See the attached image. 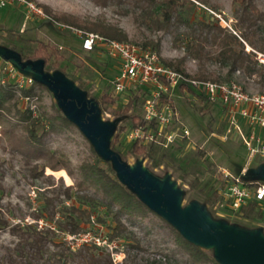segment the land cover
I'll return each instance as SVG.
<instances>
[{
	"label": "trees",
	"instance_id": "16d2710c",
	"mask_svg": "<svg viewBox=\"0 0 264 264\" xmlns=\"http://www.w3.org/2000/svg\"><path fill=\"white\" fill-rule=\"evenodd\" d=\"M92 1L106 6L111 2L121 4L128 0ZM129 2L140 9L139 15L142 20L154 25L157 29L169 31L172 26L177 27L181 24L186 26L183 30L184 36L179 34L174 38V42L178 41V45L185 49V54L174 59L162 58L166 64L187 72L184 65L187 56L199 60L212 59L222 66H228L225 76H221L214 70L209 72L199 70L194 75L199 78L232 80L237 79L234 73L239 69L242 74L253 78L259 84V90L264 92V70L254 57V53L246 50V43H248L264 52V35L261 32L264 10L258 7L255 0H233L236 20L232 26L237 33L222 25L212 13V19L192 17L190 12L186 15L189 6L196 5L193 0H129ZM38 5L53 22L61 21L76 25L86 30L98 31L110 38L133 41L142 46L151 45L152 48L160 51L159 40L147 39L138 42L136 39H130L127 32L116 23L93 20L83 24L74 15L54 14L47 5L43 3ZM90 51L98 52V50ZM28 56L30 59L41 61L49 68L56 69H62L61 62L65 58L57 45L42 39L37 40L36 47ZM4 57L8 58V56ZM37 83L40 84L41 80L34 79V84L22 89L19 94L11 80L6 83L0 80V133H7L9 130L2 127L1 122L4 120L11 122L10 125L13 124L12 117H15L16 121H23L27 130L25 141H23L24 148L30 154L41 156L44 153L42 147L32 146V143L45 134L47 131L45 124L30 105L25 107L20 105L22 95L38 97L35 91ZM145 94L146 91L141 88L132 89L128 101L117 111L121 117L128 115L130 124L119 127L113 137L114 144L120 142L121 133L128 128L138 125H156L154 120L148 121L143 116L142 102ZM190 94L200 102L220 105L210 102L206 96L197 93L194 89H190ZM163 98L176 107L174 95H164ZM99 99L106 104L115 103L117 96L110 92H103ZM138 105L141 107L136 110ZM181 139L189 138H178L167 146L154 141L127 140L129 144L126 151L137 157L152 156L156 147L168 149ZM242 143L246 147L243 139ZM203 148V146L197 147L195 154L202 157L205 153ZM229 148L235 150L234 146L229 145ZM91 149L94 157L84 161L80 166L82 179L78 182V191L74 189V184H65L62 177L56 182L52 174H45V165L41 166L36 162L29 168L31 176L42 177L45 183L42 189L43 201L37 207H34L28 197L24 207L2 201L5 195V188L1 181L4 172L2 169V174L0 172V231H8L13 239L9 244H0V264H115L110 251L100 245L84 242L73 248L72 240L66 238L68 233H78L93 226L92 215H96V222L106 226V234L110 239L116 238L123 241L126 256L122 264H264V238L259 236V232L242 235L234 228H229L225 222L218 221L216 208L222 201L221 190L227 181L222 171L219 172L222 175L221 183L216 187L210 186L211 193L205 192V185L197 187L202 198L181 205L177 202L179 191L168 182H165L162 187L155 184L140 163L135 168H131L127 162H124L122 167H117L108 156L97 153L93 145ZM115 152L120 153L118 149H115ZM258 155L260 154H256L248 161L247 154L246 158H243V164L234 165L237 168L235 174H239L244 165L247 166L242 174L246 183L263 182L255 177H249L247 173L251 160ZM48 166L52 170H58L66 167V164L62 159H58L50 162ZM189 184L195 186L194 181H189ZM149 196H153L154 200H149ZM67 200L72 201L66 203ZM208 204L212 206V211H206ZM97 207L105 208V215L99 214ZM254 208H257L256 211ZM263 210V205L253 201L245 205L239 214L243 218L261 217ZM28 215L34 221H26L25 218ZM108 215L111 216V221L105 219ZM149 216L171 234L175 245L171 253L174 259L171 255L158 256L157 253L139 257L143 248L140 238L130 228L129 221H139ZM41 218L48 224L40 226L38 220ZM13 219H20V221ZM177 254L181 256L180 261L176 257Z\"/></svg>",
	"mask_w": 264,
	"mask_h": 264
},
{
	"label": "rangeland",
	"instance_id": "374dc122",
	"mask_svg": "<svg viewBox=\"0 0 264 264\" xmlns=\"http://www.w3.org/2000/svg\"><path fill=\"white\" fill-rule=\"evenodd\" d=\"M33 1L47 5L54 14L74 15L83 24L93 20L116 23L127 32L130 39L138 42L147 39L159 40V53L163 59H174L185 54V49L178 45L179 42H174L177 35L184 36V24L172 26L169 31L157 29L142 20L140 9L135 8L129 0L121 4L111 2L106 6L98 5L92 0ZM193 1L197 6L190 5L186 15L190 12L192 17L212 19L211 13L217 12L222 15L219 20L225 26L227 23L232 25L236 20L233 0ZM255 2L264 10V0ZM65 24L67 23L61 21L53 22L46 14L29 12L21 4L0 6V53L3 56L0 55L3 58L8 56L7 59L15 62L21 70L32 75L35 80H41L40 84H35L38 97L33 102L36 105V114L41 117L47 130L39 140L32 143V146L42 147L44 151L38 156L28 153L24 148L23 141L27 130L23 121H16L12 117L11 125L8 120L1 122L3 128L9 129L7 133H0V172L2 174L4 169L1 181L5 188L3 202L9 201L13 205L24 207L28 197L34 207L42 203L44 180L42 177L31 176L29 172V168L36 162L41 166L45 165V174H52L56 182L62 177L65 184H74V189L78 191V182L82 179L80 166L94 157L91 145L97 153L108 156L114 166L122 167L127 162L131 168H135L140 163L155 184L160 187L165 182L172 184L179 191L177 202L181 205L202 198L197 187L205 185V192L211 193L210 186H219L222 177L219 172L222 167L234 173L237 170L234 165L243 164V158L248 151L226 109L220 105L200 102L195 96L190 93L185 95L180 89H176L174 93L176 108L180 120L193 131L191 140L181 139L168 149L156 147L152 156L137 157L126 151L129 143L125 134L128 128L121 133L120 142L114 144L113 137L119 127L130 124L129 116L121 117L117 111L123 108L131 92H111V80L118 72L119 62L108 54L84 50L79 37ZM261 32L264 35V21L261 23ZM38 39L57 45L64 53L62 69L49 68L41 61L29 58L28 55L33 52ZM184 65L186 71L192 74L199 70H214L225 76L228 71V66H222L218 61L199 60L192 56H187ZM234 77L247 90L260 92L259 84L253 78L241 72H235ZM103 92L117 96V101L103 103L99 99ZM20 102L21 106H26L22 98ZM140 107L138 105L135 109L139 110ZM238 121L246 129L244 120L238 117ZM229 145L234 146L235 150L230 149ZM196 146L204 147L202 150L205 153L202 157L195 154ZM115 149L120 153L117 154ZM58 159H62L66 167L52 170L48 164ZM263 171L264 156L258 155L251 160L247 173L251 178L264 181ZM189 181H194L195 186L190 185ZM148 199L154 200V197L149 196ZM71 201L67 200L66 203ZM211 207L206 205V211H212ZM216 209L218 221L225 222L229 228H234L242 235L259 232V236L264 238V210L261 217L243 218L239 212L220 206ZM255 209L257 208L254 211ZM96 210L105 215V208L97 207ZM27 217L31 218L29 215ZM150 217L129 221L130 228L140 238L143 248L139 257L157 253L158 256L171 255L174 259L171 253L175 245L171 234ZM105 219L111 221V216L108 215ZM93 229L106 232V226L100 223H95ZM11 239L13 237L8 231H0V244H9ZM176 257L180 261L181 256L177 254Z\"/></svg>",
	"mask_w": 264,
	"mask_h": 264
},
{
	"label": "built area",
	"instance_id": "2783aa9c",
	"mask_svg": "<svg viewBox=\"0 0 264 264\" xmlns=\"http://www.w3.org/2000/svg\"><path fill=\"white\" fill-rule=\"evenodd\" d=\"M11 3L24 5L29 12L35 14H46L44 9L33 0H0V6ZM214 14L218 19L222 18L220 13L214 12ZM65 26L79 37L83 49L98 50L118 60V72L111 80L112 93L131 92L134 88L146 91L142 102L143 116L148 121L154 120L156 125H138L129 128L125 134L129 141L139 139L167 146L178 138L187 137L191 140L190 128L180 120L177 108L170 101L164 100L163 96H173L176 89H180L187 95L190 89H194L197 93L206 96L210 102L220 104L223 109H226L231 123L235 125L246 145L248 161L256 154L264 156V92H251L237 79L199 78L190 72L180 71L166 64L160 53L151 46L110 38L98 31L73 25L65 24ZM227 27L237 33L231 24L227 23ZM246 50L254 53V57L264 70V52L248 43H246ZM0 80L2 83L11 80L19 94L22 89L34 84L32 75L27 74L15 62L1 55ZM21 98L26 105L35 109L36 105L33 102L35 98L27 95H22ZM238 117L244 120L246 129L242 127ZM246 168L245 165L239 174H235L230 169L222 167L227 181L221 190L220 207L239 212L253 201L264 204V181L257 184L246 183L242 178ZM26 221L32 222L34 219L27 217ZM38 222L40 226L48 224L43 218ZM95 223H98L96 215H92V224ZM66 238L72 240L73 248L84 242L100 245L110 251L115 264L122 262L126 256L121 239H110L105 231H95L93 226L78 233H68Z\"/></svg>",
	"mask_w": 264,
	"mask_h": 264
}]
</instances>
